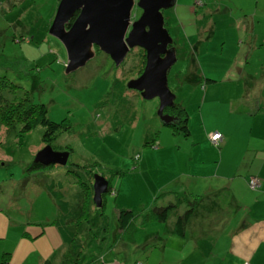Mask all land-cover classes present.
<instances>
[{"label": "rangeland", "instance_id": "1", "mask_svg": "<svg viewBox=\"0 0 264 264\" xmlns=\"http://www.w3.org/2000/svg\"><path fill=\"white\" fill-rule=\"evenodd\" d=\"M58 1L0 0V76L18 86L16 92L7 91L6 98L26 93L34 103L46 105L48 118L71 124L70 131L53 142L55 150L72 149L66 167L53 165L37 173L27 169L46 145L43 127L21 132L18 124H0V260L3 253H10L11 264L30 263L32 255L52 250L60 241L53 224L55 201L36 179L45 176L46 181L60 182L64 199L73 207L79 195L82 203L91 200L95 173L106 177L113 191L104 195V214L113 237L117 210H148L163 184L190 170L194 148L189 138L161 123L156 114L158 98L143 99L126 87L138 76V68H144L143 49L133 48L118 67L99 52L66 74L65 48L48 32ZM140 12L134 6L132 18ZM162 12L176 47V61L167 73L176 103L195 104L196 96L187 84L195 70L204 87L205 78H217L230 67V74L236 76L237 65L246 64L248 74L241 80L246 91L254 90L255 77L264 65V0H176ZM185 108L190 114L188 105ZM198 147L202 150V144ZM72 162L82 167H72L73 171ZM80 181L88 186L82 189ZM137 227L148 225L136 224L124 237L126 253L114 245L120 262L137 264L146 257L136 247L144 238ZM97 243L93 237L88 254L100 251Z\"/></svg>", "mask_w": 264, "mask_h": 264}, {"label": "crops", "instance_id": "2", "mask_svg": "<svg viewBox=\"0 0 264 264\" xmlns=\"http://www.w3.org/2000/svg\"><path fill=\"white\" fill-rule=\"evenodd\" d=\"M245 66L237 65L236 76L230 74V67L215 76V82L206 81L204 87L196 70L187 79L196 96L195 104H180L191 109L187 124L193 134L187 138L194 148L189 156L190 170L178 172L156 196L159 205L178 200L177 208L165 222L138 218L126 230H120L117 224L112 237L107 216L103 221L106 226L101 221L94 224L83 219L77 229L75 255L65 259L69 246L56 228L60 237L56 247L39 251L32 255L30 263L24 260V264H42L46 260L52 264H87L93 260L100 264H130L115 257L119 251L114 245L126 251L124 237L131 235L136 224L148 225L145 229L137 227L138 232L143 230L144 238L136 242V247L146 254L140 264H264V65L255 77L253 91H246V83L241 80L248 74ZM213 133L221 135L217 145L210 140ZM251 177L258 181L256 189L248 186ZM189 193L198 201L180 237L174 233L175 219L187 208L185 196ZM93 237L100 251L88 254ZM10 257V253H3L0 264H11Z\"/></svg>", "mask_w": 264, "mask_h": 264}, {"label": "water", "instance_id": "3", "mask_svg": "<svg viewBox=\"0 0 264 264\" xmlns=\"http://www.w3.org/2000/svg\"><path fill=\"white\" fill-rule=\"evenodd\" d=\"M175 1L59 0L48 32L65 48L66 74L84 66L97 51L118 67L133 48L139 47L145 52V65L126 87L137 91L143 99L158 98L156 114L163 125L178 121L168 111L175 103V94L167 84V73L176 61V47L162 12L173 7ZM134 6L141 11L136 19L132 18ZM68 157V150H55L47 144L35 154L33 162L66 166ZM108 184L102 174L93 175L92 201L97 208L102 206Z\"/></svg>", "mask_w": 264, "mask_h": 264}, {"label": "trees", "instance_id": "4", "mask_svg": "<svg viewBox=\"0 0 264 264\" xmlns=\"http://www.w3.org/2000/svg\"><path fill=\"white\" fill-rule=\"evenodd\" d=\"M9 1L11 2L12 0ZM99 52L100 51H97V53ZM141 70L142 67L138 68L136 75H139L141 73ZM205 81L215 82V80L210 78H205ZM17 87L18 86L16 84L0 76V124L7 127L18 124L20 125L21 132H27L36 128L37 126H42L43 132L41 138L43 143L46 145L49 144L54 149H57V147L53 145V142L59 134L69 132L71 129V124L65 119L55 121L48 118L46 105L43 103H34L26 93L21 96H15V98H13L12 100H8L6 98V92H16ZM129 90L138 93L135 90ZM168 110H171V112L175 114L179 118V120L167 126H169L173 130V133L182 134L185 137L189 136L190 131L187 124L188 112L186 108L180 103L175 102L173 107L168 108ZM66 149L69 151V154L72 152L71 148ZM96 162L97 164H100L98 161ZM79 165L80 163L72 162L70 163V168L75 171V168L72 167H77ZM52 166L53 165H43L40 163L32 162L27 170L33 173H37L39 171L50 169L52 168ZM80 166L82 167V165ZM45 178L46 177L44 176L42 178L36 179V181L43 186L44 190L55 201L57 212L53 219V223L55 224L59 234L63 237V239L69 246V251L65 255V259L67 260L69 256L71 257V254L75 255L74 253L77 248V246L75 247L76 237L78 234L77 229L81 226L83 219L87 222L93 221L94 224H97L101 221L102 225L106 226V224L103 222L106 218V215L104 214L105 194L102 197L103 201L100 208H97L94 205L92 201L93 194L91 196V200H87L85 203L81 202L82 199L79 195L74 206L70 207L69 202L64 199V193L62 191L61 183L55 182L53 179L50 181H46L47 178ZM251 178H249L247 181L249 187V180ZM80 182V187L82 189L88 186L86 182ZM108 183L107 193H110L113 190L110 186L109 180ZM257 187L258 181L257 185L254 188H250L256 189ZM176 199L174 201L168 202L165 205H159L156 203V201L158 200V197H156L153 206L144 213L126 208L119 209L117 213V224L119 229L126 230L128 228H131V226L134 224V221L138 218H140V220L144 222L148 220L165 222L171 211L177 208L178 200L176 201ZM185 201L187 203V208H185L176 216L174 224V233L180 237H183L185 234L188 220L194 211V207L198 199L196 195L189 193L185 196ZM67 262L68 261H65L64 264H66ZM42 264H52V262L50 260H46Z\"/></svg>", "mask_w": 264, "mask_h": 264}, {"label": "built area", "instance_id": "5", "mask_svg": "<svg viewBox=\"0 0 264 264\" xmlns=\"http://www.w3.org/2000/svg\"><path fill=\"white\" fill-rule=\"evenodd\" d=\"M220 139H221L220 133H213V134L210 135V140L215 145H217L219 143ZM249 185H250V187L254 188L257 185L256 179L255 178H251L249 180ZM137 264H140V263H137ZM245 264H247V263H245Z\"/></svg>", "mask_w": 264, "mask_h": 264}, {"label": "flooded vegetation", "instance_id": "6", "mask_svg": "<svg viewBox=\"0 0 264 264\" xmlns=\"http://www.w3.org/2000/svg\"><path fill=\"white\" fill-rule=\"evenodd\" d=\"M136 18H138V17H136ZM173 45L175 46V44H174V43H173ZM169 46H170V45H169ZM144 65H145V63H144ZM168 111H169V113H172V112H171V110H168ZM172 114H173V113H172Z\"/></svg>", "mask_w": 264, "mask_h": 264}]
</instances>
